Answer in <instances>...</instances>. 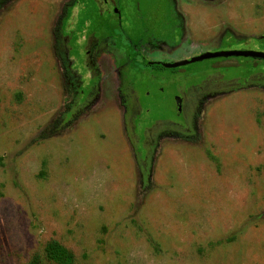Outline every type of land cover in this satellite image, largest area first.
I'll list each match as a JSON object with an SVG mask.
<instances>
[{"label":"rangeland","instance_id":"1","mask_svg":"<svg viewBox=\"0 0 264 264\" xmlns=\"http://www.w3.org/2000/svg\"><path fill=\"white\" fill-rule=\"evenodd\" d=\"M220 50L264 0H0V264H264V59L162 64Z\"/></svg>","mask_w":264,"mask_h":264},{"label":"water","instance_id":"2","mask_svg":"<svg viewBox=\"0 0 264 264\" xmlns=\"http://www.w3.org/2000/svg\"><path fill=\"white\" fill-rule=\"evenodd\" d=\"M217 56H245L264 59V52L257 50H220V51H205L198 55L192 56L189 59H182L171 63H162L163 66L173 67L190 61L212 58Z\"/></svg>","mask_w":264,"mask_h":264},{"label":"flooded vegetation","instance_id":"3","mask_svg":"<svg viewBox=\"0 0 264 264\" xmlns=\"http://www.w3.org/2000/svg\"><path fill=\"white\" fill-rule=\"evenodd\" d=\"M68 49V48H67ZM86 55H85V64H87V61H91L92 63H94L93 61H92V59H89L88 58V55L89 56H92V54H94V53H92L91 51H90V48L89 47H87V50H86ZM209 86H198V87H193V89H194V92H196L197 94L200 92V91H202V89L203 88H208ZM195 93V94H196ZM189 94L190 93H183V94H181L180 96H178L177 98H176V106H177V109H178V111L180 112V114L182 115V117H183V115H184V113H185V108L187 107V102H188V97H189ZM190 96L192 97V94H190ZM192 100V99H191Z\"/></svg>","mask_w":264,"mask_h":264},{"label":"trees","instance_id":"4","mask_svg":"<svg viewBox=\"0 0 264 264\" xmlns=\"http://www.w3.org/2000/svg\"><path fill=\"white\" fill-rule=\"evenodd\" d=\"M55 46H56V48H57V44H56V42H55ZM56 53H57V50H56ZM150 64H160V62H158V61H151V62H149ZM162 65V64H161Z\"/></svg>","mask_w":264,"mask_h":264}]
</instances>
